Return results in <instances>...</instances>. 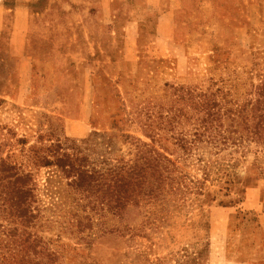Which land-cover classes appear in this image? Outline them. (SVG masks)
Segmentation results:
<instances>
[{
    "label": "rangeland",
    "instance_id": "1",
    "mask_svg": "<svg viewBox=\"0 0 264 264\" xmlns=\"http://www.w3.org/2000/svg\"><path fill=\"white\" fill-rule=\"evenodd\" d=\"M0 4V168L13 149L25 165L19 139L25 148L72 151L115 131L125 160L147 143L189 189L142 197L122 218L89 215L79 232L76 209L48 189L49 177L60 178L55 166L30 162L32 215L10 214L0 181V264H264V178L254 149L220 154L225 164L239 159L232 187L216 173L206 180L203 164L216 149L202 141L190 99L222 87L243 100L252 77L264 74V0Z\"/></svg>",
    "mask_w": 264,
    "mask_h": 264
},
{
    "label": "trees",
    "instance_id": "2",
    "mask_svg": "<svg viewBox=\"0 0 264 264\" xmlns=\"http://www.w3.org/2000/svg\"><path fill=\"white\" fill-rule=\"evenodd\" d=\"M252 78L251 88L243 100L239 97L235 99L230 89L222 87L214 91L211 87L207 88L200 94L198 101L190 95L200 116L202 141L216 149V159H206L203 164L206 180L216 173L218 179H226L224 184L231 187L235 185L233 168L239 159L225 164V157H220V154L246 155L252 149L258 160V163H254L255 168L259 176L264 178V74ZM151 117L148 116L149 119ZM151 125L153 122L148 127ZM115 128L116 124L113 125ZM124 136L133 139L130 135ZM17 142L16 145L23 144L21 152L27 151L26 163L24 165L22 161H16L15 149L10 150L7 157L2 159L0 181L5 195L3 202L8 203L10 214L18 217L33 214L30 200L35 197L36 185L33 173L26 169L30 162L55 166L53 174L56 172L60 178L54 180L49 177L48 189L65 197L66 202L76 209L73 216L78 219L79 232L85 231L87 224L83 220L89 221V215H97L101 221L107 216L108 219L122 218L125 210L136 206L142 197L158 198L165 192L186 196L189 191L184 192L183 183L172 176V171L166 165L171 160L147 143L143 142L144 148L138 150L139 155L135 160H125L118 153L115 131L105 135L94 133L83 141L86 147L74 145L70 148L72 151H63L62 147L55 145L25 148L27 140L19 139ZM38 149L45 152L40 154ZM91 153L93 156H90ZM64 178H67L65 186H59V179ZM167 185H170L168 189Z\"/></svg>",
    "mask_w": 264,
    "mask_h": 264
},
{
    "label": "crops",
    "instance_id": "3",
    "mask_svg": "<svg viewBox=\"0 0 264 264\" xmlns=\"http://www.w3.org/2000/svg\"><path fill=\"white\" fill-rule=\"evenodd\" d=\"M1 1V0H0ZM5 8L2 7V5L0 4V24L2 23V20H3V15L5 13ZM23 12V11H22Z\"/></svg>",
    "mask_w": 264,
    "mask_h": 264
}]
</instances>
